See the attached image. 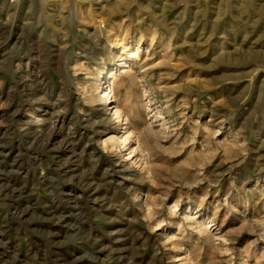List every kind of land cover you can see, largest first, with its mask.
Wrapping results in <instances>:
<instances>
[{"label":"rangeland","instance_id":"obj_1","mask_svg":"<svg viewBox=\"0 0 264 264\" xmlns=\"http://www.w3.org/2000/svg\"><path fill=\"white\" fill-rule=\"evenodd\" d=\"M0 264H264V0H0Z\"/></svg>","mask_w":264,"mask_h":264},{"label":"bare ground","instance_id":"obj_2","mask_svg":"<svg viewBox=\"0 0 264 264\" xmlns=\"http://www.w3.org/2000/svg\"><path fill=\"white\" fill-rule=\"evenodd\" d=\"M117 46V45H116ZM123 50V49H122ZM124 53H125V55H126V57H134V56H136L135 54H133L132 52H130L129 50H124ZM125 65V64H124ZM123 65V67H125ZM107 91H108V88L107 87H105V89H104V96H106V93H107Z\"/></svg>","mask_w":264,"mask_h":264}]
</instances>
